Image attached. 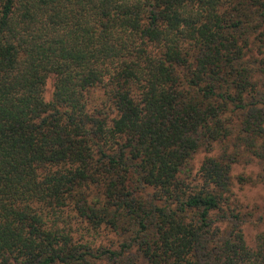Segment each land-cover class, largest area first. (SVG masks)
<instances>
[{
  "label": "trees",
  "instance_id": "16d2710c",
  "mask_svg": "<svg viewBox=\"0 0 264 264\" xmlns=\"http://www.w3.org/2000/svg\"><path fill=\"white\" fill-rule=\"evenodd\" d=\"M251 186L264 0H0V264H264Z\"/></svg>",
  "mask_w": 264,
  "mask_h": 264
},
{
  "label": "rangeland",
  "instance_id": "374dc122",
  "mask_svg": "<svg viewBox=\"0 0 264 264\" xmlns=\"http://www.w3.org/2000/svg\"><path fill=\"white\" fill-rule=\"evenodd\" d=\"M246 201L250 204L259 205V212L256 213L253 222H249L244 227L247 242L253 246L257 235L264 231V187H247L245 191ZM262 218V220H260Z\"/></svg>",
  "mask_w": 264,
  "mask_h": 264
}]
</instances>
